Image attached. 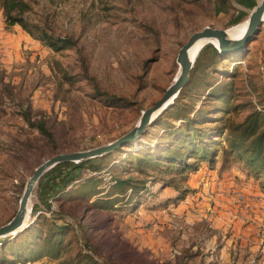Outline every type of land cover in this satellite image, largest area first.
Listing matches in <instances>:
<instances>
[{
	"label": "rangeland",
	"instance_id": "rangeland-1",
	"mask_svg": "<svg viewBox=\"0 0 264 264\" xmlns=\"http://www.w3.org/2000/svg\"><path fill=\"white\" fill-rule=\"evenodd\" d=\"M28 1L30 20L75 43L55 51L22 26H9L0 6V226L15 216L39 164L129 132L177 76L189 38L206 26L229 31L249 21L260 0ZM215 66L137 141L97 157L101 170H84L48 204L37 186L28 225L0 244V264H264V188L236 152L225 156L229 127L264 110V22L243 50ZM200 108L207 110L201 119ZM26 114L45 122L53 141ZM183 114H197L196 125L212 135L226 132L215 137L214 166L197 158L188 159L196 168L184 171L137 166L136 154L183 124ZM114 177H131L136 193L131 185L116 188ZM52 222L70 226L57 230L55 251L47 239Z\"/></svg>",
	"mask_w": 264,
	"mask_h": 264
},
{
	"label": "trees",
	"instance_id": "trees-1",
	"mask_svg": "<svg viewBox=\"0 0 264 264\" xmlns=\"http://www.w3.org/2000/svg\"><path fill=\"white\" fill-rule=\"evenodd\" d=\"M0 6L9 26L16 24L22 26L24 30L37 40H40L45 46L55 51H61L74 45L75 42L72 38L55 35L49 26L35 23L30 20L26 16L32 8L28 0H0ZM223 55L225 54L221 53L213 44L208 43L205 45L195 61L190 74V81L181 91L176 99V103L183 98V95L188 94L191 83L194 82V78H199V73H204L206 68H216L215 65ZM212 93L218 95L221 93V89L220 91L216 90ZM221 99H224V97ZM175 109L176 111H180L179 107ZM206 111L207 110L201 108L198 110L197 113L200 114V119L202 115L206 114ZM196 116L197 114L191 118L190 114H183V124L177 127L173 125L172 128L166 130L164 136L158 140L155 146L140 150L134 158L138 162L137 166L140 167L142 163H146L154 167H161L160 165H165L166 163V166H177L183 171L189 168H196L195 164L191 163V161L189 162V158L204 160L214 166V153L217 148L215 144L219 142V139H215V137H220V139H222V137L226 135V132L223 134V131H219L216 133L217 136L216 134L212 135V133H209L206 129L196 125L195 121L199 118ZM26 120L30 126L37 127L50 141H53V135L47 128L45 122L32 121L31 117L27 116V114ZM229 128L227 139L231 143V148L225 150V156L233 151L236 152V159L245 162L248 167V175L258 179L264 188V110L254 109L242 123ZM165 142L168 143V146L162 145ZM157 149H160L158 154H153ZM99 160L100 158H93L80 163L64 162L46 172L38 183V197L40 201L48 204L49 195H52L56 188H67L72 182L82 177L84 170H101L102 165L99 164ZM65 165L71 166L69 168L71 172H68V169L63 173L56 174L58 168H62ZM114 178L116 181V188L122 187L123 185L130 187L129 185H131L132 193H136L137 185L132 183L133 180L131 177L126 179L119 177ZM89 181L96 182L95 179H90ZM142 187H145L144 184ZM130 198L131 197H129V199ZM37 209L38 205H35L33 207L34 214L37 212ZM52 226L53 229L56 230L53 231L52 229L47 238L49 243L54 241L56 235H59L57 234L58 231H67L70 227L69 225L55 222H52ZM49 247L53 248V251L56 249L55 245L51 243ZM14 252L19 254L17 251ZM32 253L41 256V252L38 251L37 248H35V251ZM90 258L92 259V256ZM26 259L29 258L26 257Z\"/></svg>",
	"mask_w": 264,
	"mask_h": 264
},
{
	"label": "water",
	"instance_id": "water-1",
	"mask_svg": "<svg viewBox=\"0 0 264 264\" xmlns=\"http://www.w3.org/2000/svg\"><path fill=\"white\" fill-rule=\"evenodd\" d=\"M263 16L264 0H260L250 13L249 25L245 35L239 39L231 38L227 29L211 26H206L202 30L195 32L179 50L177 58L179 70L177 76L167 88L165 94L156 101L153 106L143 111L135 127L115 141L106 145L89 150L59 153L39 164L26 183L15 216L9 222L0 226V244L18 235L25 229V227H27L28 213L30 212L31 216L32 212L30 202L33 192L46 172L60 163H80L89 159L102 157L115 152L127 143L137 141L146 132L148 126L175 103L183 88L190 81V74L195 64V61L192 62L190 58V50L198 41L217 40L219 45H213L223 54H227L229 51L233 50H243L245 45L253 40L255 35L260 32L264 20Z\"/></svg>",
	"mask_w": 264,
	"mask_h": 264
},
{
	"label": "bare ground",
	"instance_id": "bare-ground-1",
	"mask_svg": "<svg viewBox=\"0 0 264 264\" xmlns=\"http://www.w3.org/2000/svg\"><path fill=\"white\" fill-rule=\"evenodd\" d=\"M263 19H264V16H263ZM263 22H264V20H263ZM248 25H249V21H246V22H243L241 24H238L237 26H234L233 28H231L228 31L229 36L231 38H235V39L242 38L245 35V33H246L247 29H248ZM208 43H212L215 46L219 45V42L217 40H215V39L214 40H200V41H198L190 50V58H191L192 62L196 61L200 51ZM29 216H30V212L28 213V217H27L28 220L30 218Z\"/></svg>",
	"mask_w": 264,
	"mask_h": 264
},
{
	"label": "crops",
	"instance_id": "crops-1",
	"mask_svg": "<svg viewBox=\"0 0 264 264\" xmlns=\"http://www.w3.org/2000/svg\"><path fill=\"white\" fill-rule=\"evenodd\" d=\"M2 12V10H0ZM15 26V25H14Z\"/></svg>",
	"mask_w": 264,
	"mask_h": 264
}]
</instances>
